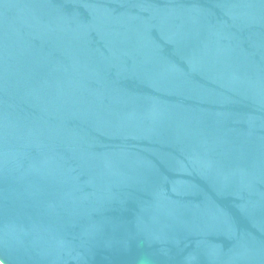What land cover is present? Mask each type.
I'll return each mask as SVG.
<instances>
[{
    "label": "water",
    "instance_id": "1",
    "mask_svg": "<svg viewBox=\"0 0 264 264\" xmlns=\"http://www.w3.org/2000/svg\"><path fill=\"white\" fill-rule=\"evenodd\" d=\"M1 264H264V0H0Z\"/></svg>",
    "mask_w": 264,
    "mask_h": 264
},
{
    "label": "bare ground",
    "instance_id": "2",
    "mask_svg": "<svg viewBox=\"0 0 264 264\" xmlns=\"http://www.w3.org/2000/svg\"><path fill=\"white\" fill-rule=\"evenodd\" d=\"M1 264V263H0Z\"/></svg>",
    "mask_w": 264,
    "mask_h": 264
}]
</instances>
